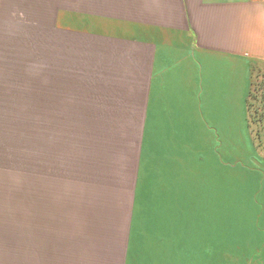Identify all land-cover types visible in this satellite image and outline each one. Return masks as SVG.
<instances>
[{"label":"crops","instance_id":"0c3cea01","mask_svg":"<svg viewBox=\"0 0 264 264\" xmlns=\"http://www.w3.org/2000/svg\"><path fill=\"white\" fill-rule=\"evenodd\" d=\"M57 2L54 33L13 41L40 133L0 199V264H186V123L249 120L264 0Z\"/></svg>","mask_w":264,"mask_h":264},{"label":"rangeland","instance_id":"374dc122","mask_svg":"<svg viewBox=\"0 0 264 264\" xmlns=\"http://www.w3.org/2000/svg\"><path fill=\"white\" fill-rule=\"evenodd\" d=\"M57 3L0 0L3 200L21 198L24 173L37 171L40 133L38 70L27 69L13 41L54 33ZM250 108L249 120L235 124L233 134L186 123V264H264V83Z\"/></svg>","mask_w":264,"mask_h":264}]
</instances>
